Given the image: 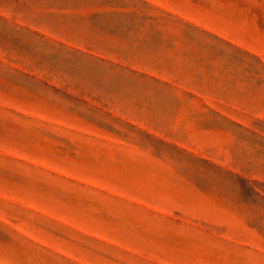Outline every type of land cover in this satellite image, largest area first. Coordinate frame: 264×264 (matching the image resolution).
<instances>
[{
	"label": "rangeland",
	"instance_id": "rangeland-1",
	"mask_svg": "<svg viewBox=\"0 0 264 264\" xmlns=\"http://www.w3.org/2000/svg\"><path fill=\"white\" fill-rule=\"evenodd\" d=\"M0 264H264V0H0Z\"/></svg>",
	"mask_w": 264,
	"mask_h": 264
}]
</instances>
